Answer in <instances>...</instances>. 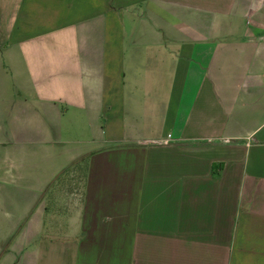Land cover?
<instances>
[{"label":"crops","instance_id":"crops-1","mask_svg":"<svg viewBox=\"0 0 264 264\" xmlns=\"http://www.w3.org/2000/svg\"><path fill=\"white\" fill-rule=\"evenodd\" d=\"M0 264H264V0H0Z\"/></svg>","mask_w":264,"mask_h":264},{"label":"rangeland","instance_id":"rangeland-1","mask_svg":"<svg viewBox=\"0 0 264 264\" xmlns=\"http://www.w3.org/2000/svg\"><path fill=\"white\" fill-rule=\"evenodd\" d=\"M83 170L84 162L79 166H76L74 169L66 172V177L64 176V179L60 180L62 183H56L59 189L63 188L61 190L65 191L64 193L66 194L68 193V195L75 200H79L80 198V192L83 183Z\"/></svg>","mask_w":264,"mask_h":264},{"label":"built area","instance_id":"built-area-1","mask_svg":"<svg viewBox=\"0 0 264 264\" xmlns=\"http://www.w3.org/2000/svg\"><path fill=\"white\" fill-rule=\"evenodd\" d=\"M171 140V135H167L165 138L155 141L154 144L157 146H166Z\"/></svg>","mask_w":264,"mask_h":264},{"label":"trees","instance_id":"trees-1","mask_svg":"<svg viewBox=\"0 0 264 264\" xmlns=\"http://www.w3.org/2000/svg\"><path fill=\"white\" fill-rule=\"evenodd\" d=\"M85 171H86V166L84 164L83 177H84Z\"/></svg>","mask_w":264,"mask_h":264}]
</instances>
